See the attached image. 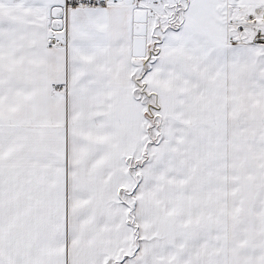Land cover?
Returning a JSON list of instances; mask_svg holds the SVG:
<instances>
[{
  "label": "snow or ice",
  "instance_id": "1",
  "mask_svg": "<svg viewBox=\"0 0 264 264\" xmlns=\"http://www.w3.org/2000/svg\"><path fill=\"white\" fill-rule=\"evenodd\" d=\"M0 264H264V0H0Z\"/></svg>",
  "mask_w": 264,
  "mask_h": 264
}]
</instances>
